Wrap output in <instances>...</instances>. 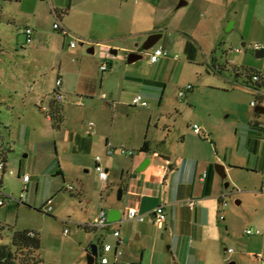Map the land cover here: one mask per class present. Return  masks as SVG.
<instances>
[{
  "label": "rangeland",
  "instance_id": "obj_1",
  "mask_svg": "<svg viewBox=\"0 0 264 264\" xmlns=\"http://www.w3.org/2000/svg\"><path fill=\"white\" fill-rule=\"evenodd\" d=\"M137 1L141 4L142 0ZM158 1L157 15L165 21L160 24L163 38L158 45L166 50L169 60L177 57L174 62L150 65L146 62L148 51L135 62L137 67L126 64L127 54L121 49L141 47L148 35H134L137 27L129 28L119 21L122 13L116 6L122 1L115 0V48L109 46L101 56L96 43L110 45L109 42L88 38L75 42L88 59L94 77L85 82L86 88L80 93L75 92V73L66 76L62 71L69 90L63 91V100L57 102L66 109V121L57 129L52 128L47 115L49 103L55 98L60 58L28 50L22 33L24 15L16 2L0 0V162L5 165L0 170V245L10 243L13 231L27 229L39 233L43 264H70L80 255L88 233L83 224L101 208L107 213L117 192L101 189L93 178L92 164L81 166L83 155L73 153L70 133L77 129L82 135L87 123L100 117L103 110L111 117L106 101L115 103L117 110L128 109L129 116L120 121L132 129L145 127L147 110L169 108L170 147H176L181 136L186 142H192L194 137L199 140L191 127L205 125L214 135L216 152L208 139L211 150L203 144L202 153H218L223 159L227 170L222 183H228V187L222 190L228 204L242 200L236 208L245 213L251 209V200H263L253 199L246 191L255 189L257 195L264 196L258 192L264 171V114L255 116L251 102H257L258 95L248 87L252 73L264 74V58L254 56L256 46L264 49V0ZM181 1L187 4L178 6ZM56 3L53 0L49 5L52 8ZM124 5L132 11L131 4ZM37 7L35 30L40 31V39L50 40L60 48L61 36L53 29L57 22L53 10L50 14L49 7L40 1ZM121 23L124 25L118 30L116 24ZM91 47L92 54L88 53ZM111 49L118 52L112 54ZM106 62L107 72L97 70ZM125 75L161 84L126 81ZM187 85L191 90L179 98V91ZM140 91L154 95L142 98L146 108L131 106ZM258 91L264 93V87ZM91 104L95 107L91 108ZM153 130L151 124L150 138ZM81 184L84 189L79 196ZM68 186L76 192H68ZM107 192L113 200H106ZM92 244L98 242L94 240ZM162 253L171 257L167 244ZM80 262L86 264L85 254Z\"/></svg>",
  "mask_w": 264,
  "mask_h": 264
},
{
  "label": "crops",
  "instance_id": "obj_2",
  "mask_svg": "<svg viewBox=\"0 0 264 264\" xmlns=\"http://www.w3.org/2000/svg\"><path fill=\"white\" fill-rule=\"evenodd\" d=\"M39 1L49 7L50 14L53 10L57 22L71 34L63 38L56 31L61 36L59 37L60 48L54 47L50 40L42 41L40 31L35 30L38 24L36 12ZM57 1L56 6L51 8L49 4H52L53 0H12V2L17 3L18 9L24 15L25 29L30 28L32 30L29 42H26L25 37V43L29 45L28 50L43 53L45 56H54L55 54L59 56L57 79L61 81L62 96L63 91L69 90L65 74L67 76V74L75 73L77 79H75L77 83L75 92L80 93L86 88L85 82L94 77L88 59L83 57V50L78 49L76 45L70 47V42H84L85 38L93 42L107 41L110 45L96 43L101 56L105 55V51L110 48L109 46L115 48L116 7L122 13L119 21L125 23L129 28L137 27L134 35L149 36L158 33L161 35L160 40L163 38V30L160 24L165 21L157 15L158 0H142L141 4L137 0H120L122 2L118 3L116 7L115 0ZM128 3L132 5L131 12L128 6L124 5H128ZM153 7L155 8L154 15L151 14ZM123 23L116 24L118 30L120 26L124 25ZM80 45L82 44L80 43ZM157 46H159L158 43L149 50L147 56ZM138 48L141 49V47H136L121 50L128 55L133 52L138 53L136 52ZM113 51L118 52L111 49L110 53ZM142 52L140 54L146 53ZM168 58L167 53V57L159 59L152 65L174 62L177 57L170 60ZM137 61L128 63L126 56V64H132L131 68L137 67L135 64ZM146 62L151 65L148 59ZM102 65L104 64L99 65L97 70H100ZM105 65L106 70H100L101 72L109 70L108 62ZM215 66H212L213 71L216 70ZM62 71L64 75L61 76ZM126 72L130 71L126 69ZM124 79L154 85L161 84L155 80L147 81L144 78L142 80L129 75H125ZM121 88L124 89L123 84ZM140 95L141 98L154 96L148 91H143ZM101 99L105 101L106 96L102 94ZM52 102L59 109L61 117L59 129L66 121V109L58 106L57 102L59 101L54 99L49 103V112ZM104 104L110 107L111 117H107L109 112L103 110L100 117L98 116L94 121L87 123L82 135L77 129H71L70 141L73 144V153L77 156L83 155L82 159L80 156L79 160L81 166L92 164L93 169L96 166L95 157H99L98 164L108 174L104 189H102L97 172L93 170L92 175L94 179L98 180L102 190L108 188L115 189L117 192L121 188L120 200H117L116 196L115 203L109 206L110 209H118L121 213L127 208H134L140 214L147 215L154 208L163 206L166 221L161 228H156L152 225L151 218L146 217L145 221L141 223L137 221L122 222L118 223L119 225L111 223L107 230L93 231V234H90V230L85 226L93 221L99 212L94 213L87 223L83 224L84 229L88 232L86 243L82 246L80 255L70 264H81V256L85 254L86 258L89 247L94 240L98 242L97 245L104 243L111 245L112 248H117V246L121 248L123 252L121 262L129 264H229L230 262L235 264H264V196L257 195L255 189H248L247 195L253 199L262 197L263 200H251L253 201L251 209L245 213L239 212L236 208L242 204V200H234V204H228L226 194L222 190L225 183L223 184V180L215 173L214 166L216 164L213 165L214 162H219L226 171L223 159L219 157L218 153H202V145L207 144L208 139L216 152L212 131L204 125L200 135L194 134L199 137V140L193 136L192 142H186L185 136H181L179 146L170 147L169 108L165 110L164 107H160V111L159 109L147 110L145 112V127L138 126L132 129L120 121L123 117L129 116L128 109L118 108L117 110V106L113 102L106 101ZM131 106L134 105L131 104ZM92 107L95 106L91 104ZM101 107L96 106V108ZM42 109L44 110V108ZM47 119L52 123L50 114L47 115ZM151 124L155 132L150 138ZM51 126L53 128V125ZM115 128L116 131H119L116 132ZM144 144H146L147 151H140ZM208 146L210 147V145ZM109 148L113 151L111 155L107 153ZM119 148L134 150L135 155L133 157L122 156L119 153ZM92 153L95 155L91 159ZM86 154H88V158ZM146 158H149V164L141 171H137ZM261 183L262 175L258 192L264 195L260 192ZM83 189L84 186L81 184L79 196ZM75 192L76 190L71 194ZM106 196V200H113L108 192ZM100 200H102L101 195ZM245 230H258L260 234L246 235ZM114 231L120 234L122 241L120 244H118L117 238L112 235ZM133 236L134 239H132ZM165 244H167L171 259L162 253ZM140 249H142L141 253L139 252ZM108 259V264H115L113 254H109Z\"/></svg>",
  "mask_w": 264,
  "mask_h": 264
},
{
  "label": "built area",
  "instance_id": "obj_3",
  "mask_svg": "<svg viewBox=\"0 0 264 264\" xmlns=\"http://www.w3.org/2000/svg\"><path fill=\"white\" fill-rule=\"evenodd\" d=\"M12 1V0H11ZM16 1V0H13ZM18 1V0H17ZM53 29L57 31L63 38L70 36V32L61 26L58 22L53 24ZM23 35L26 37V42H29L30 36L32 34V30L30 28H26L22 31ZM70 47H74L75 41L70 42ZM260 49L259 46H256L254 50ZM167 57V52L163 49L162 46H157L153 49V51L149 54L148 56V62L153 64L156 63L159 59ZM101 71L106 70V65H102L100 67ZM248 87H251L256 93H257V102L253 101L251 102V107H256L257 105H263L264 104V94L260 93L258 90L262 87H264V74L261 73H252L249 76L248 79ZM61 81L60 79H57L55 82V90H54V95H55V100L56 101H61L62 100V93H61ZM191 87L187 85L183 90H180L178 93L179 98H183L185 96V93L190 91ZM132 104L134 106H141V107H146V103L142 100L141 96H136L132 100ZM192 131L194 134L200 135L202 133V130L199 126L193 125ZM108 155H111L113 153L112 149L109 148L107 151ZM119 153L122 156H127V157H133L135 155L134 150L131 149H126V148H119ZM95 171L98 174L99 180L101 181L102 184V189H104L108 174L107 172L98 164L99 162V157H95ZM5 168V165L3 162H0V170H3ZM262 183L260 187V192L264 194V171L262 172ZM205 175L203 176V178ZM202 178V179H203ZM27 181V177L23 178V182ZM66 190L70 193L74 192L75 189L72 186L66 187ZM191 203V202H190ZM192 204V203H191ZM2 206V203L0 202V207ZM50 209V207L48 208ZM146 217L151 218L152 225L156 228H161L165 221H166V214L164 211L163 206H158L154 208L152 211H150L147 215H142L140 214L136 209L134 208H127L123 210L120 213V218L117 223H122V222H128V221H137V222H144ZM111 223L107 221V213L103 210H100L98 215L95 217L93 221H91L89 224H87L85 227L90 230V231H105L108 229ZM67 231H64V234H66ZM246 235H259L260 232L258 230L252 231V230H245ZM29 236H34L33 232L28 233ZM112 235L117 238L118 244H120L122 241L120 239V234L117 231L112 232ZM228 252H231V250H228ZM113 254L114 258V263L115 264H129L127 262H121L122 257H123V252L121 248H112L111 245L109 244H104L102 243L101 245H97V255L95 256V263L96 264H108L109 259L108 255Z\"/></svg>",
  "mask_w": 264,
  "mask_h": 264
},
{
  "label": "trees",
  "instance_id": "obj_4",
  "mask_svg": "<svg viewBox=\"0 0 264 264\" xmlns=\"http://www.w3.org/2000/svg\"><path fill=\"white\" fill-rule=\"evenodd\" d=\"M50 116L53 128L58 129L61 117L54 102L50 104ZM140 151H147L146 144ZM29 232H33L34 236H29ZM40 247L41 240L37 231L27 229L13 231L10 243L0 245V264H43L39 255Z\"/></svg>",
  "mask_w": 264,
  "mask_h": 264
},
{
  "label": "water",
  "instance_id": "obj_5",
  "mask_svg": "<svg viewBox=\"0 0 264 264\" xmlns=\"http://www.w3.org/2000/svg\"><path fill=\"white\" fill-rule=\"evenodd\" d=\"M184 4H185V2H181L179 4V6H182ZM160 38H161V35L158 34V33L150 34L146 38L144 43L142 44L141 51H143V52L149 51L153 46H155L158 43ZM242 46H244V44H242ZM88 53H90V54L93 53V48L92 47L88 49ZM111 53L115 54L116 52L113 51ZM254 56L256 58H264V49L260 48V49L256 50ZM142 57H143V54H140V53H135V52L129 53L127 55V62L131 63V62H134L136 60L141 59ZM254 113L258 114V115L264 114V106L257 105L254 108ZM149 161H150L149 158H146L144 160V162L140 165V167L137 169V171H141L142 169H144L149 164ZM214 170H215V173L220 177L221 180H225L226 174H225V170H224L222 165L216 164L214 166ZM224 187L227 188L228 187V183H225ZM121 193H122V190L120 188L117 191V200H120ZM119 218H120V211L118 209H110V210H108V212H107V221L109 223H117L119 221ZM96 255H97V244H92V245H90L89 251L86 254V263L87 264H94ZM229 264H235V263L234 262H230Z\"/></svg>",
  "mask_w": 264,
  "mask_h": 264
},
{
  "label": "flooded vegetation",
  "instance_id": "obj_6",
  "mask_svg": "<svg viewBox=\"0 0 264 264\" xmlns=\"http://www.w3.org/2000/svg\"><path fill=\"white\" fill-rule=\"evenodd\" d=\"M136 52L141 53L142 51H141L140 48H138ZM142 53H143V52H142Z\"/></svg>",
  "mask_w": 264,
  "mask_h": 264
}]
</instances>
